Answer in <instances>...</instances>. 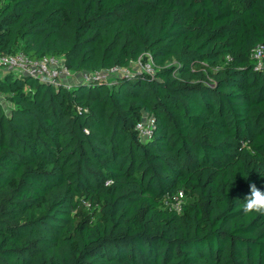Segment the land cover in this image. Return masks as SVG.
I'll return each mask as SVG.
<instances>
[{
    "label": "trees",
    "instance_id": "16d2710c",
    "mask_svg": "<svg viewBox=\"0 0 264 264\" xmlns=\"http://www.w3.org/2000/svg\"><path fill=\"white\" fill-rule=\"evenodd\" d=\"M259 44L264 0H0V53L155 70L2 71L0 264H264V215L241 207L264 191Z\"/></svg>",
    "mask_w": 264,
    "mask_h": 264
},
{
    "label": "built area",
    "instance_id": "2783aa9c",
    "mask_svg": "<svg viewBox=\"0 0 264 264\" xmlns=\"http://www.w3.org/2000/svg\"><path fill=\"white\" fill-rule=\"evenodd\" d=\"M146 60L139 57L132 62L129 67L115 65L100 70L72 71L64 64L60 56L48 55L41 58H31L21 51L15 53H0V71H12L17 74H26L37 78L39 81L63 85L69 88L74 82H86L95 80H109L118 76H126L134 73L145 72L153 75L154 65L149 54ZM252 56L255 59V69H264V44H259L253 48ZM141 65L139 72L132 71L133 65ZM0 104L8 106L4 95L0 92ZM135 129L141 139L149 138L154 129V119L150 115H143L141 120L135 124ZM165 205L175 211H180L182 206V192L172 196H166Z\"/></svg>",
    "mask_w": 264,
    "mask_h": 264
},
{
    "label": "clouds",
    "instance_id": "9594fccd",
    "mask_svg": "<svg viewBox=\"0 0 264 264\" xmlns=\"http://www.w3.org/2000/svg\"><path fill=\"white\" fill-rule=\"evenodd\" d=\"M249 189V193L246 194L244 203L241 205L244 215H264V191L254 183L250 184Z\"/></svg>",
    "mask_w": 264,
    "mask_h": 264
},
{
    "label": "rangeland",
    "instance_id": "374dc122",
    "mask_svg": "<svg viewBox=\"0 0 264 264\" xmlns=\"http://www.w3.org/2000/svg\"><path fill=\"white\" fill-rule=\"evenodd\" d=\"M140 69H141V65L139 66L138 64L133 65L131 68L132 71H137V72H139ZM0 73H2V71H0Z\"/></svg>",
    "mask_w": 264,
    "mask_h": 264
},
{
    "label": "crops",
    "instance_id": "0c3cea01",
    "mask_svg": "<svg viewBox=\"0 0 264 264\" xmlns=\"http://www.w3.org/2000/svg\"><path fill=\"white\" fill-rule=\"evenodd\" d=\"M2 73H0V77H1Z\"/></svg>",
    "mask_w": 264,
    "mask_h": 264
}]
</instances>
